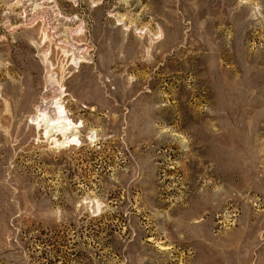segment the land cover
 Instances as JSON below:
<instances>
[{
    "label": "rangeland",
    "instance_id": "obj_1",
    "mask_svg": "<svg viewBox=\"0 0 264 264\" xmlns=\"http://www.w3.org/2000/svg\"><path fill=\"white\" fill-rule=\"evenodd\" d=\"M0 264H264V0H0Z\"/></svg>",
    "mask_w": 264,
    "mask_h": 264
},
{
    "label": "bare ground",
    "instance_id": "obj_2",
    "mask_svg": "<svg viewBox=\"0 0 264 264\" xmlns=\"http://www.w3.org/2000/svg\"><path fill=\"white\" fill-rule=\"evenodd\" d=\"M67 44L70 45L68 42ZM62 48L64 49V52L68 54L72 50V49L69 50L66 45H62ZM81 52L80 54L78 53L79 55L71 52L73 54L70 55L71 56L74 55L72 57L73 58L72 60L74 62L76 60L79 62L83 61V58L86 53L84 52L85 54L83 53L84 55H81ZM36 87L35 86L33 87V84H31L29 81L27 83H21V84L19 83L15 85V90L17 91V94L20 95L22 100H25L28 97L31 98V108H33L35 111L33 113V117L31 118L30 122L36 125L37 128L41 125H44V132H48V133L54 132L62 135L63 137L65 136V139L67 140L64 139V142L72 141L73 135H70V132L73 129V123L70 121L68 114H65L66 107L64 106V101H62V98L55 100V98L57 97H55L53 94H50L48 92L49 90H47L48 88L47 89L45 88L46 90L40 93L38 88ZM68 134L70 135L69 137L67 136Z\"/></svg>",
    "mask_w": 264,
    "mask_h": 264
}]
</instances>
